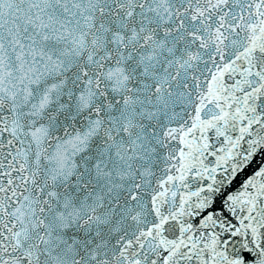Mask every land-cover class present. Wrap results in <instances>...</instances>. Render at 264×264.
<instances>
[{
    "label": "snow or ice",
    "instance_id": "obj_1",
    "mask_svg": "<svg viewBox=\"0 0 264 264\" xmlns=\"http://www.w3.org/2000/svg\"><path fill=\"white\" fill-rule=\"evenodd\" d=\"M0 264H264V0H0Z\"/></svg>",
    "mask_w": 264,
    "mask_h": 264
}]
</instances>
